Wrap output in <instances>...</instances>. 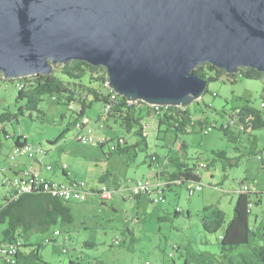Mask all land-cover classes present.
I'll return each instance as SVG.
<instances>
[{
	"label": "rangeland",
	"instance_id": "obj_1",
	"mask_svg": "<svg viewBox=\"0 0 264 264\" xmlns=\"http://www.w3.org/2000/svg\"><path fill=\"white\" fill-rule=\"evenodd\" d=\"M58 74V73H57ZM64 80L66 78L60 74ZM21 79L7 81L0 74V161L3 167L8 146L15 145L16 138L23 135L29 142L42 145L48 152L47 162L53 164L59 161L68 166L72 178L86 181L91 187L100 188L105 185L114 191L113 198L93 196L86 203H71L76 221L71 225H54L48 232H33L22 238L23 244L39 246L44 260L51 264H198L197 256L203 252L216 255L222 254L219 240L222 231L207 233L202 228L201 217L206 212L205 207L217 205L226 214L227 223L233 216L238 189L241 183H247L252 192L261 195L262 204L254 206L251 215L252 228L256 217L262 218L264 211V168L262 163L248 154L250 148L247 136L242 135L237 143L231 142L221 129L202 132L197 126L193 132L176 135L166 132V127L159 128L158 119L146 116L143 119L145 135L148 141L146 151H136V155H115L107 158V149L99 150L98 146H86L78 141L80 134L94 132L96 137L115 140L121 136L128 144L137 141L134 132L128 133L121 121L115 123L109 120L107 126L100 128L96 118L101 116L103 102L92 103L87 109L89 125L84 128L79 122L71 124V129L65 132L70 123L78 117L80 107L77 102L67 105L49 95L39 103V112L26 108L28 99L19 100V85ZM98 87V84L96 85ZM102 90L106 88L101 87ZM264 101V82L262 80L245 79L241 72L237 74L236 82H228L226 76L218 81L210 82L208 92L199 101L187 108L196 118H205L211 124L229 126L238 135L239 124L232 120L235 109L247 103L261 108ZM23 109V114L20 113ZM10 113L18 115L11 121H1V115ZM32 114V115H30ZM107 118V116H103ZM84 123V120H83ZM8 134V137L4 132ZM64 132V136L60 137ZM259 138V146H263L264 132L254 133ZM185 143L187 148L181 150ZM12 148V146H11ZM13 150V148H12ZM11 150V152H12ZM229 158L239 156V164L229 167L228 163L214 155L222 151ZM10 152V154H11ZM13 155L18 160L28 158L21 150L15 148ZM159 155L161 159L179 155L190 165L206 164L208 168H198L203 189L195 195H189L186 186L174 188L165 192V200L152 202L149 196L140 199L131 197L134 181L144 178L153 182L152 172L156 162L151 156ZM11 156V157H12ZM10 158V155H9ZM43 159V158H41ZM109 159V160H108ZM12 162V161H11ZM153 163V164H151ZM60 164V165H61ZM151 164V166L149 165ZM110 170L111 177L104 183L99 178ZM74 181V180H73ZM0 173V203H4L6 189ZM70 185V183H65ZM120 187V192H116ZM157 196L153 195L152 199ZM105 198V199H103ZM107 201H103V200ZM255 199V195H253ZM109 200V201H108ZM180 212L176 215L175 211ZM137 220L139 222H137ZM129 227L134 231L135 242H130ZM7 226L0 223V243ZM57 230L61 235H57ZM69 236L72 239L65 240ZM50 238L54 242H48ZM116 238L123 241L115 244ZM96 244L92 250L84 248V242ZM247 247L240 248L245 251ZM8 259V251L0 249V256ZM0 259V264H4Z\"/></svg>",
	"mask_w": 264,
	"mask_h": 264
},
{
	"label": "water",
	"instance_id": "obj_2",
	"mask_svg": "<svg viewBox=\"0 0 264 264\" xmlns=\"http://www.w3.org/2000/svg\"><path fill=\"white\" fill-rule=\"evenodd\" d=\"M104 67L129 102L185 108L207 92L194 70L256 69L264 82V0H0V74Z\"/></svg>",
	"mask_w": 264,
	"mask_h": 264
},
{
	"label": "trees",
	"instance_id": "obj_3",
	"mask_svg": "<svg viewBox=\"0 0 264 264\" xmlns=\"http://www.w3.org/2000/svg\"><path fill=\"white\" fill-rule=\"evenodd\" d=\"M194 71L201 78L211 83L218 81L224 76H226L228 82L235 83L237 78V74L227 75L225 71L219 70L209 63H205ZM106 74L107 71L104 67L96 68L86 62L71 61L66 66L58 65L56 71L51 76L34 75L21 79V84H19V100L27 98L26 108L30 111L39 112L42 115L43 112L39 108V103L47 95L67 105L77 102L80 107L79 112L77 111L78 117L75 118L73 123L69 124L65 132L71 129V124L76 125L80 118L82 119L81 125L84 127L82 121L86 115V110L92 106V103L103 102L104 105L107 104L106 113L110 117H118V120L121 121L126 131L128 133L134 132L137 139L131 145L125 141L124 146L119 145L115 151H110L109 148L118 141V138L111 141L106 140V143L101 144L99 149H107V158L115 155H136L137 150L146 151L148 141L145 135L143 119L146 116H151L158 119L159 128L165 126L166 132H173L177 136L193 132L197 126H200L202 132L205 133L209 128L221 129L224 131L225 137L237 144L240 140L239 137L245 135L248 139V148H250L247 151L248 154L254 156L256 159L261 156L262 160L260 162L264 168V144L260 147L259 138L254 135V133L259 131L264 132V107L261 106L259 108L251 103H247L235 109L231 117L232 120L238 121L239 133L237 135L229 126L221 125L218 127L216 124H211L205 118L196 119L187 107H154L143 102H129L123 96H119L110 90L107 84ZM241 75L249 80L257 81L263 79L261 72L251 68L243 69ZM97 84L106 89L102 90L101 87L96 86ZM112 99H114V104L108 105L112 104ZM20 113L23 114V109H21ZM17 116L6 113L1 115V121H11V119H16ZM4 134L8 137L6 132ZM61 136H64V132L61 133ZM23 139L22 136L17 137L16 142L18 146L22 143ZM24 140L26 141V139ZM186 148L187 145L183 143L181 150H185ZM235 148L239 152H242L239 144ZM46 154H48L47 151ZM214 155L224 159L229 167L239 164V156L229 158L224 150L214 152ZM14 158L11 157L12 160ZM169 163L170 168H172L171 171L163 168L158 172V180L166 182L164 184L166 187L165 192L172 190L174 186H186L187 188L191 184L200 183L202 179L197 173L198 168L209 167L206 164L190 165L177 154L169 157ZM111 175V173L105 172L99 178V183L106 182ZM74 182L70 181L69 183L70 185H74ZM253 195H255V199H253ZM136 199L139 200L140 197ZM259 204H262L260 194H254L252 190L238 193L233 216L228 223L226 221V214L222 208L217 205L205 207L204 211L210 212V215L204 214L201 217L202 228L210 234L222 231V237L219 240L222 254L217 258L216 255L203 252L197 256L196 262L198 264H264V225L252 228L251 224L253 207ZM175 213L176 215L180 214L177 210ZM74 221L76 219L71 203L62 201L60 198L53 197L41 191L27 192L18 200H14L0 207V223L7 226L3 233L2 243L21 241L22 238H26L28 234H32L33 232L46 233L54 225H71ZM126 231L134 236L131 228L126 227ZM134 237L131 238V243L135 242ZM50 242H54V240ZM41 247L42 245L33 246L23 244L18 248L15 255L9 254L8 251V261L14 256L11 262H8L1 256L0 259L5 262L4 264H51L46 262L40 254ZM95 247L96 244L89 241L84 243V248L89 250ZM242 247H247V249L245 251H239Z\"/></svg>",
	"mask_w": 264,
	"mask_h": 264
},
{
	"label": "built area",
	"instance_id": "obj_4",
	"mask_svg": "<svg viewBox=\"0 0 264 264\" xmlns=\"http://www.w3.org/2000/svg\"><path fill=\"white\" fill-rule=\"evenodd\" d=\"M19 85V84H18ZM114 99H112L113 105ZM107 105V104H106ZM106 105H104L102 110V116L110 117L109 114L106 113ZM264 107V101L261 104ZM84 128L89 125L88 117H84ZM212 131V129H208L206 133ZM105 138L96 137L94 132L89 134H80L78 141L86 146H100L101 144L106 143ZM124 139L121 137L118 138L114 144H112L109 148L110 151H115L119 145H124ZM13 148H17L18 150L24 151V156L30 157V160L34 161L35 158H44L46 156V150L43 149L42 145H35L30 142H22L19 146L14 145ZM259 161L262 160V157L259 156L257 158ZM61 167L62 170L67 169V165H46L48 171H53L55 168ZM75 181V188H63L56 184V181H50L41 176L40 173L32 169V167L27 168L24 172L20 175H15L11 180H9L7 186L10 188V193L6 196L5 203L1 204L0 207L14 200H18L23 194L27 192H45L48 195H51L56 198H60L62 201L65 202H75V203H83L86 202L92 196H97L99 199L100 197L110 198L112 199L113 192L108 189L105 185L101 186L100 188L93 189L91 186L84 180L81 179H74ZM189 191V195H195L197 192H200L203 189V185L201 183L191 184L187 187ZM164 190L165 187L163 183L154 184L150 182L149 179H138L134 182V185L131 189V197L136 198L142 195L149 196L151 199L153 195L157 197L153 199L155 202L163 201L164 200ZM250 190V187L247 183L241 184L239 188V192H247ZM252 206V205H250ZM57 234H60V231L57 230ZM121 240L116 238L115 244L118 246L121 244ZM21 246L20 241H12L8 243H4L0 245V249L7 250L13 252L14 255L17 253L18 248Z\"/></svg>",
	"mask_w": 264,
	"mask_h": 264
},
{
	"label": "crops",
	"instance_id": "obj_5",
	"mask_svg": "<svg viewBox=\"0 0 264 264\" xmlns=\"http://www.w3.org/2000/svg\"><path fill=\"white\" fill-rule=\"evenodd\" d=\"M102 110H103V108H102ZM86 113H87V110H86ZM118 119L119 118L115 117V116H111V117L105 118L101 114V116L96 118V122L98 123L100 128H104V126L102 124V121H104L106 123L104 125L107 126V123L109 122V120H113L115 123H117ZM20 136H23V135H20ZM101 138H105V137H101ZM125 140L127 142L126 138H125ZM27 141H29L28 138H27ZM108 141H111V140H108ZM15 144H16V141H15ZM11 146L13 148L14 145L12 144V145L8 146V150H7L6 154H4V156L6 157V160L4 162L5 163L8 162V166L6 168H4L3 164L0 161V173H1V176L3 178L2 184H3V186L5 188H7L6 189L7 193L4 196V199L10 193V191H9L10 188L7 186L9 180H11L15 175H20L22 172H24L29 167H32V169H34L35 171L40 173L42 177H44V178H46V179H48L50 181H53V180L56 181L57 184L69 183V182H66V181H71V180L75 179V178L71 177L70 172H68L67 169L64 171V170L61 169V167L55 168L53 171H48L47 168H46V165L48 166V165H53V164H59V165L61 164L59 161H55V163H53V164L47 162L46 156L48 157V154H46V156L42 160L40 158H35V160L32 161V160H30V157H28V158H20L18 160L17 156H16L15 160L14 159L12 160L11 156L13 155V153H12L13 151L11 152V150H12ZM99 150L103 151V149H99ZM10 152H11V155H10ZM21 152L24 154L23 150H21ZM9 155H10V158H9ZM151 157H156L157 158V161H155L156 162L155 163L156 164L155 165L156 166L155 171L152 172V175H153V178H154L153 182H154V181H157L159 179L158 178V171L162 170L163 168H165L168 171H171L172 168H170V165H169L170 164L169 163V157H167L166 159H161L160 156L157 155V154H155L154 156H151ZM151 164H153V163H151ZM151 164H149V165L151 166ZM67 168H68V166H67ZM106 172L110 173V170L109 171L106 170ZM92 188H96V186H92ZM116 192H120V187L117 188ZM92 198L93 197L89 198V200L92 199ZM255 224L257 226L264 225V211H262V218L261 219H260V216L256 217ZM133 234H134V231H133ZM130 236H131L130 237V240H131V238L134 237L135 235L134 236L130 235ZM66 238L67 237H65L66 241H69V239L70 240L72 239L71 236H69L67 239ZM86 242H88V241H86ZM82 264H86V263L83 262ZM96 264H103V263L101 262V263H96Z\"/></svg>",
	"mask_w": 264,
	"mask_h": 264
},
{
	"label": "clouds",
	"instance_id": "obj_6",
	"mask_svg": "<svg viewBox=\"0 0 264 264\" xmlns=\"http://www.w3.org/2000/svg\"><path fill=\"white\" fill-rule=\"evenodd\" d=\"M103 107H104V106H103ZM154 107H155V106H154ZM156 107H159V106H156ZM22 137H23L24 139H26V141L23 139L22 142H24V141H25V142H29V141H27V138H26V137H24V136H22ZM120 137H121V136H119L118 138H120ZM8 138H9V137H8ZM121 138L124 139V141H126L125 138H123V137H121ZM105 139H106V138H105ZM107 141H108V140H107ZM30 143H31V142H30ZM15 145H17V142H16ZM123 146H124V145H123ZM151 158H152V161H154V162H155V160L157 159L156 157H151ZM160 171H161V170H160ZM158 172H159V171H158ZM69 180H70V179H69ZM134 182H135V181H134ZM152 183H154V184L164 183V184H165L166 182L157 180V181H154V182H152ZM243 183H244V182H243ZM243 183H241V184H243ZM241 184H240V187H241ZM240 187H239V188H240ZM91 188H92V187H91ZM165 188H166V187H165ZM93 189H97V188H93ZM250 190H251V188H250ZM250 190H249V191H250ZM113 193H114V192H113ZM238 193H240V192H239V189H238ZM164 194H165V190H164ZM142 196H143V195H142ZM145 196H146V195H145ZM92 197H93V196H92ZM96 197H97V196H96ZM139 197H141V196H139ZM97 198H98V197H97ZM112 198H113V196H112ZM136 198H137V197H136ZM136 198H134V199H136ZM149 198H150V197H149ZM5 199H6V198H5ZM5 199H4V203H5ZM150 199H151V198H150ZM88 200H89V199H88ZM88 200H87V201H88ZM164 200H165V196H164ZM87 201H86V202H87ZM151 201H152V202H155L153 199H151ZM4 203H3V204H4ZM83 203H85V202H83ZM155 203H157V202H155ZM137 222H139V221L137 220ZM56 234H57V233H56ZM57 235H61V233H60V234H57ZM66 237H67V236H66ZM66 239H67V238H66ZM53 240L55 241V239L50 238V239L48 240V242L53 241ZM18 241H19V240H18ZM121 241H122V240H121ZM20 242H21V245H23V242H22V241H20ZM122 243H123V241L121 242L120 245H122ZM2 244H4V243H2ZM2 244H0V245H2ZM116 245H117V244H116ZM120 245H119V246H120Z\"/></svg>",
	"mask_w": 264,
	"mask_h": 264
},
{
	"label": "bare ground",
	"instance_id": "obj_7",
	"mask_svg": "<svg viewBox=\"0 0 264 264\" xmlns=\"http://www.w3.org/2000/svg\"><path fill=\"white\" fill-rule=\"evenodd\" d=\"M82 123H83V121H82ZM83 125H84V123H83ZM14 149V148H13ZM13 151V150H12ZM11 155V154H10ZM12 158H14L13 156H12ZM41 159V158H40ZM42 160V159H41ZM14 162V161H13ZM54 181V180H53ZM71 181H73V180H71ZM66 182H70V181H66ZM75 183V182H74ZM57 184V183H56ZM59 186H61V187H63V188H75V184L74 185H66V184H64V185H62L61 183L60 184H58ZM163 186L165 187V185H164V183H163ZM103 200V199H102ZM111 200V199H110ZM103 201H105V200H103ZM109 201V200H108ZM105 202H107V201H105ZM9 254H14L13 252H10L9 251ZM2 257L3 258H5L3 255H2ZM14 258V256L12 257V259ZM6 260H7V258H5ZM12 259L11 260H7L8 262H11L12 261Z\"/></svg>",
	"mask_w": 264,
	"mask_h": 264
}]
</instances>
